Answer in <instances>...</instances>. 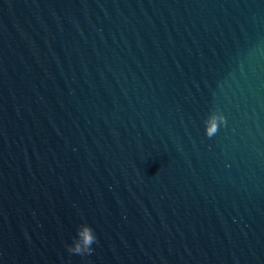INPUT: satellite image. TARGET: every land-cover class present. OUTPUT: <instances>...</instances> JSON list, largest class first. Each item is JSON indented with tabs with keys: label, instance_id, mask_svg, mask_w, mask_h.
<instances>
[{
	"label": "water",
	"instance_id": "1",
	"mask_svg": "<svg viewBox=\"0 0 264 264\" xmlns=\"http://www.w3.org/2000/svg\"><path fill=\"white\" fill-rule=\"evenodd\" d=\"M0 264H264V0H0Z\"/></svg>",
	"mask_w": 264,
	"mask_h": 264
},
{
	"label": "clouds",
	"instance_id": "2",
	"mask_svg": "<svg viewBox=\"0 0 264 264\" xmlns=\"http://www.w3.org/2000/svg\"><path fill=\"white\" fill-rule=\"evenodd\" d=\"M84 236H85L86 242L89 244L91 243V240L94 239V237H89L88 233H84ZM71 250L78 252L80 249H79V246H75Z\"/></svg>",
	"mask_w": 264,
	"mask_h": 264
}]
</instances>
